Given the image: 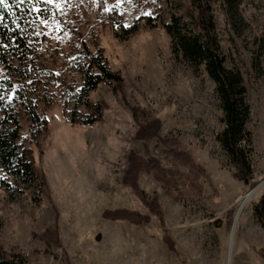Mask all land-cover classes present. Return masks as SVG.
Here are the masks:
<instances>
[{
    "label": "rangeland",
    "instance_id": "374dc122",
    "mask_svg": "<svg viewBox=\"0 0 264 264\" xmlns=\"http://www.w3.org/2000/svg\"><path fill=\"white\" fill-rule=\"evenodd\" d=\"M29 3L31 13L16 1L1 10L0 41L13 31L11 19L23 18L29 27L36 25L39 47L53 70L49 75L57 82L64 78L68 84L82 86L77 63L85 44L92 52L103 49L108 67L121 76L122 83L117 92L109 82L91 91V100L107 104L103 119L76 127L69 122L75 99L64 110L60 85L51 86V107L46 109L40 103L38 108L40 116L48 120L49 135L40 147H32L36 167L45 176L47 194L40 195L41 202L36 205L30 185L6 176L21 193L11 194L0 187V242L4 250L20 254L24 264H264L253 249L264 243V231L253 213L254 204L264 194V0H240L234 20L224 0H211L225 64L237 69L247 83V129L253 149L252 179L247 184L233 176L234 165L215 139L223 127L215 84L203 66L194 68L174 58L163 27L174 13L190 19L189 0ZM156 15L159 22L154 28L147 17ZM136 21L138 30L125 34L124 29ZM130 106L159 117L161 134L178 137L209 175L210 181L205 177L198 181L203 188L199 202L172 198L149 174L139 178L140 188L149 196L158 194L165 229L176 252L163 242V227L155 217L142 225L125 220L114 224L102 218L105 209L113 208L147 213L121 182L126 154L131 149L142 150L133 138L137 126ZM24 142L30 145L25 135ZM149 147L169 166L154 143ZM254 188L258 190L241 209L233 228L241 199ZM56 214L61 247L49 252L39 233Z\"/></svg>",
    "mask_w": 264,
    "mask_h": 264
},
{
    "label": "trees",
    "instance_id": "16d2710c",
    "mask_svg": "<svg viewBox=\"0 0 264 264\" xmlns=\"http://www.w3.org/2000/svg\"><path fill=\"white\" fill-rule=\"evenodd\" d=\"M13 1L21 2L6 0V4ZM29 1L23 0V5L31 13L33 7ZM189 1L190 19L185 20L182 15L174 13L163 27L170 37L174 58L184 60L194 68L203 66L215 84L223 115V127L215 135V139L234 165L233 176L247 184L251 181L253 172L250 160L253 151L252 134L247 129L250 120V106L246 101L247 83L237 69L228 68L225 64L216 34L211 0ZM224 1L234 20L238 16L240 0ZM4 7L5 5H0V12L4 11ZM158 22L157 15L147 17V23L151 27H157ZM11 26L13 31L3 35L4 39L0 41V187L11 194L21 193L6 177L13 175L32 187V200L39 205V196L47 194V185L44 174L36 167L32 147H40L41 141L49 135L48 120L45 116H40L38 108L40 103H44L46 109L51 107V86L60 85L64 110L71 99H75L69 113L70 125L90 126L103 119L107 104L91 100L89 93L105 82L114 83L113 90L117 92L122 78L110 70L101 47L92 52L87 45L82 44L77 63L82 86L78 88L75 84H68L64 78L57 82L49 75L53 70L39 47L35 34L36 25L31 23L29 27L22 18L19 21L11 19ZM137 30L138 21L124 29V32L128 35ZM129 110L137 126L133 138L141 143L142 150L131 149L126 154V167L123 169L121 182L138 197L147 213L113 208L105 209L102 218L142 225L155 217L163 227V242L171 251L176 252L174 242L165 229L159 196L157 193L149 196L141 189L139 178L142 174H149L162 183L164 192L172 198L199 202L203 198V188L198 181L201 177L210 181L209 175L178 137L161 134L162 120L153 112L138 106H130ZM24 135L28 137L30 145L25 144ZM150 143H154V147L160 150L169 166H164L151 152ZM189 193L192 195H188ZM253 213L264 231V194L254 204ZM57 223L56 214L54 220L39 233L46 251L61 247ZM2 226L0 220V229ZM253 249L264 260V243L253 246ZM0 264H24V259L17 253L8 254L0 242Z\"/></svg>",
    "mask_w": 264,
    "mask_h": 264
},
{
    "label": "bare ground",
    "instance_id": "6f19581e",
    "mask_svg": "<svg viewBox=\"0 0 264 264\" xmlns=\"http://www.w3.org/2000/svg\"><path fill=\"white\" fill-rule=\"evenodd\" d=\"M257 190H258V188H254L253 190H251L250 192H248L247 194H245V196L241 199V206L239 208V211L236 213V215L234 217L233 228L236 227L237 220L239 218V213H240L241 209L245 206V204L249 200H251V198L254 196V194L256 193Z\"/></svg>",
    "mask_w": 264,
    "mask_h": 264
},
{
    "label": "snow or ice",
    "instance_id": "6c2138e0",
    "mask_svg": "<svg viewBox=\"0 0 264 264\" xmlns=\"http://www.w3.org/2000/svg\"><path fill=\"white\" fill-rule=\"evenodd\" d=\"M49 3L52 2V0H48ZM21 3H23V0H21ZM0 5H5L6 6V0H0ZM59 6V5H57ZM34 10H38V9H34Z\"/></svg>",
    "mask_w": 264,
    "mask_h": 264
},
{
    "label": "crops",
    "instance_id": "0c3cea01",
    "mask_svg": "<svg viewBox=\"0 0 264 264\" xmlns=\"http://www.w3.org/2000/svg\"><path fill=\"white\" fill-rule=\"evenodd\" d=\"M114 222H115L114 224H121V221H114Z\"/></svg>",
    "mask_w": 264,
    "mask_h": 264
}]
</instances>
